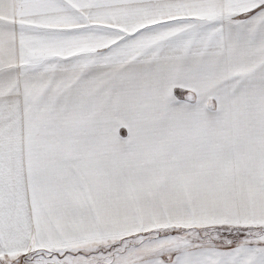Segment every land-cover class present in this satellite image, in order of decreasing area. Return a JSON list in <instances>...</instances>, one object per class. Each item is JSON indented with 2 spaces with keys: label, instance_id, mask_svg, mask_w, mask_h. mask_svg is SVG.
I'll use <instances>...</instances> for the list:
<instances>
[{
  "label": "snow or ice",
  "instance_id": "obj_1",
  "mask_svg": "<svg viewBox=\"0 0 264 264\" xmlns=\"http://www.w3.org/2000/svg\"><path fill=\"white\" fill-rule=\"evenodd\" d=\"M0 264H264V0H0Z\"/></svg>",
  "mask_w": 264,
  "mask_h": 264
}]
</instances>
